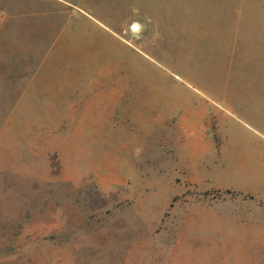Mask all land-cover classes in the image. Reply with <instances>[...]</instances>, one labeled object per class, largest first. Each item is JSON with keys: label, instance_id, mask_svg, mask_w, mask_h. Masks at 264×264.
I'll use <instances>...</instances> for the list:
<instances>
[{"label": "rangeland", "instance_id": "1", "mask_svg": "<svg viewBox=\"0 0 264 264\" xmlns=\"http://www.w3.org/2000/svg\"><path fill=\"white\" fill-rule=\"evenodd\" d=\"M75 3L125 39L128 22L135 21L136 50L98 40L72 62L122 71L130 63L137 94L144 85L153 99L205 103L227 139L216 171L238 175L241 138L251 131L243 105L264 92V0ZM83 21L88 30L97 28ZM22 41L15 38L13 48L24 49ZM11 73L0 62V264L216 263L208 259V245L195 243L209 226L207 210L176 208L209 193L167 179L173 153L159 146L135 150L139 140L127 127L117 134L120 148L105 142L98 150L67 149L62 132L38 133L31 119L12 114ZM200 188L207 190V183ZM252 247L246 246V258L226 263L264 264Z\"/></svg>", "mask_w": 264, "mask_h": 264}, {"label": "crops", "instance_id": "2", "mask_svg": "<svg viewBox=\"0 0 264 264\" xmlns=\"http://www.w3.org/2000/svg\"><path fill=\"white\" fill-rule=\"evenodd\" d=\"M75 2L87 4V0H0V62L13 68L7 77L15 78L6 82L14 85V96L8 98L15 101L12 114L31 119L33 131L38 133L62 132L67 149L98 150L105 142L120 148L117 134L121 127L134 131L139 140L135 150L166 147L175 156L174 163L166 166L167 179L179 178L209 193L207 199L176 205L207 210L209 226L195 236L199 239L195 243L209 246L208 259L215 264L244 259L248 245L253 246L255 259H264V92L247 98L243 105L251 131L246 130L241 138L244 150L239 174L222 175L215 165L225 155L222 149L225 151L227 139L219 136L205 103L189 97L170 103L165 96L153 99L144 85L140 88L143 93L137 94L130 63L122 71L113 64L105 68L103 64L72 62L73 56L87 53L98 40L136 50L135 21L128 22L125 39ZM87 5L97 4L90 0ZM83 20L97 28L88 30ZM15 38H23L24 49L13 48ZM19 61L28 63L19 65ZM204 183L207 190L200 188Z\"/></svg>", "mask_w": 264, "mask_h": 264}]
</instances>
